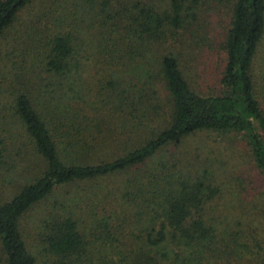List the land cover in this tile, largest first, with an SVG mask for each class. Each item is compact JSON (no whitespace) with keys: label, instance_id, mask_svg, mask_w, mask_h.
<instances>
[{"label":"trees","instance_id":"trees-1","mask_svg":"<svg viewBox=\"0 0 264 264\" xmlns=\"http://www.w3.org/2000/svg\"><path fill=\"white\" fill-rule=\"evenodd\" d=\"M31 1L0 0V38ZM196 2L167 0L159 9L144 4L135 11L126 8L124 22L94 32L102 35L97 41L106 42L96 47L109 66L101 98L88 99L78 82L88 55L68 25L77 12L86 26L96 16L105 24L112 17L107 0H99L97 10V0H78L76 12L61 6L36 59L28 66L20 62L9 75L0 70V119L22 130L31 146L29 162H6L0 134V176L19 183L0 201L2 264H35L22 236L21 218L55 185L120 172L126 175L119 186L90 193L91 209L109 196V204L123 207L121 219L136 228L140 240L132 253L106 264H206L236 249L240 229L207 212L212 198L222 195L208 176L209 165L201 160L187 167L170 146L196 132H235L262 190L229 191L245 192L229 202L254 209L260 196L264 198V0H230L217 79L221 88L207 93L190 86L177 54L152 45L169 29L180 27L183 18L195 16L191 10ZM39 72L41 78L32 80ZM67 199L57 203L65 207ZM112 215L95 218L107 233L114 227ZM42 227L44 250L58 256L59 264H80L75 257L88 242L75 218L55 214ZM87 261L99 264L97 259Z\"/></svg>","mask_w":264,"mask_h":264},{"label":"rangeland","instance_id":"rangeland-1","mask_svg":"<svg viewBox=\"0 0 264 264\" xmlns=\"http://www.w3.org/2000/svg\"><path fill=\"white\" fill-rule=\"evenodd\" d=\"M98 1L93 7L95 10L99 8ZM189 1L183 0L184 3ZM72 2L32 0L18 13L8 31L0 38V70L4 71L3 75L12 74L20 62L28 66L30 60L36 59L37 53L44 48L45 36L52 32L57 23L54 20L57 10L61 9V6L64 10H73V12L78 10L75 9L78 8V0ZM166 3L167 0H107V11L112 17L103 25L99 24L100 16H96L94 21L92 19V24L86 26L87 20L82 22L78 12L76 13L74 22L68 27L76 33V42H82V52L88 55L82 60L81 77L78 79V82L85 86L88 99L96 96L101 98L104 80L109 73V66L103 59L104 53L97 52L98 47H96L97 43L104 45L106 42H100L99 39L97 41V37L102 35H95L94 32L110 30L115 28L112 24L124 22L126 8L135 11L136 6L144 4L154 5L159 9ZM193 4L191 12L194 11L195 16L183 18L180 27L169 29L163 40L152 42V45L155 49L172 50L177 54L179 67L190 86L197 91L207 93L221 88L217 79L223 57L221 42L230 17V0H197ZM123 6V12L119 13ZM118 15L121 18H118ZM36 72L37 69L34 75ZM119 73L123 75L122 72ZM42 75L43 72H39V75L33 76L32 80L41 78ZM124 75L126 78V74ZM155 85L159 87L158 84ZM158 93L161 96L162 91L159 88ZM0 134L4 137L6 162L20 158L29 162L31 146L22 130H15L14 125L0 119ZM170 147L177 157L182 159L183 164H187V167L201 160L209 165L208 176L212 178L213 184L222 190V195L212 198L207 212L214 216L215 220L228 221L231 228L240 229L236 249L221 253L206 264H264V198L260 196L261 202L257 208H241L233 205L234 197H242L245 192L240 191L236 195L229 192L262 190L260 188L262 180L253 172L251 161L245 153L246 148L239 135L225 130L196 132L188 135L176 146ZM125 175V172H120L101 179L57 184L44 198L31 205L21 218L20 227L27 248L34 254L35 264H59L58 256L44 250L41 233L44 231L43 220L61 213H69L76 219L79 231L84 233L88 242L85 251L78 257L74 256L76 258L74 262L88 264L87 258H93L97 259L99 264L104 262L106 264L108 259L117 260L123 255L132 253L139 244L140 238L135 236L138 233L136 228H130V225L122 220L123 207H120L118 202L109 204L111 199L109 196L95 204L94 210L90 205L91 192L98 188L105 190L104 188L117 187L123 182ZM0 178L3 181L0 183V201H2L16 191L15 188L19 183L6 182L2 175ZM230 197L234 199V201L230 200L231 203ZM65 198H68L65 201L66 206L61 207L57 200L61 201ZM109 212H113L111 220L114 227L107 233L95 218L99 219L101 215L109 216ZM0 264H2L1 253Z\"/></svg>","mask_w":264,"mask_h":264}]
</instances>
